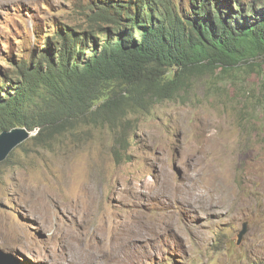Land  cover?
Instances as JSON below:
<instances>
[{
	"label": "rangeland",
	"instance_id": "obj_1",
	"mask_svg": "<svg viewBox=\"0 0 264 264\" xmlns=\"http://www.w3.org/2000/svg\"><path fill=\"white\" fill-rule=\"evenodd\" d=\"M102 4L0 0V82L53 28H84ZM222 68L132 113L125 148L106 125L77 124L49 145L34 129L0 161L2 262L264 264V54ZM118 225L136 232L123 262L85 251L88 230L116 241ZM75 229L81 241L66 242Z\"/></svg>",
	"mask_w": 264,
	"mask_h": 264
},
{
	"label": "trees",
	"instance_id": "obj_2",
	"mask_svg": "<svg viewBox=\"0 0 264 264\" xmlns=\"http://www.w3.org/2000/svg\"><path fill=\"white\" fill-rule=\"evenodd\" d=\"M95 9L84 28H53L5 75L0 132L38 128L33 141L49 145L77 124H101L125 148L132 113L174 99L189 78L264 54V0H103Z\"/></svg>",
	"mask_w": 264,
	"mask_h": 264
},
{
	"label": "bare ground",
	"instance_id": "obj_3",
	"mask_svg": "<svg viewBox=\"0 0 264 264\" xmlns=\"http://www.w3.org/2000/svg\"><path fill=\"white\" fill-rule=\"evenodd\" d=\"M168 175V174H167ZM166 174H165V176H167ZM168 177H170L169 175L167 176V178ZM164 178V177H163ZM190 178V177H189ZM165 179H166V177H165ZM171 179V178H170ZM193 181H194V179H192ZM162 182V181H161ZM165 182V181H164ZM163 182V183H164ZM191 182V181H190ZM166 183H167V181H166ZM170 183V182H169ZM172 183V182H171ZM170 183V184H171ZM185 183V182H184ZM192 183V182H191ZM190 183V184H191ZM165 184V183H164ZM164 184L162 185V186H164ZM193 184V183H192ZM195 184V183H194ZM174 185V184H173ZM177 187H178V185H176ZM168 187H169V185H168ZM188 187V186H187ZM164 188V187H163ZM170 188V187H169ZM184 188V187H183ZM162 189V188H161ZM172 189L174 190V188H171V191H172ZM188 189H190L189 191H190V194L193 196V197H199L200 195L197 193V191L196 190H194V189H192V186L190 185L189 186V188ZM170 190V189H169ZM162 191L164 192H168V194H169V196L167 195L166 196V198H167V200H170L171 198H173V199H176V200H178L177 198H180V192H179V194H178V191H177V188L175 187V191L173 192V193H171V191L169 192L168 190H165V189H162ZM186 191V190H185ZM159 192H160V190H158V194H159ZM162 192V193H163ZM188 193V192H187ZM186 193V194H187ZM184 194V193H183ZM204 192L202 193V196L204 197ZM206 194H207V192H206ZM209 195V194H208ZM160 196V195H159ZM164 196V195H163ZM207 196V195H206ZM210 196V195H209ZM201 197V196H200ZM206 198V197H205ZM214 198V197H213ZM182 199V198H181ZM185 199V198H184ZM184 199H182V200H184ZM187 199H189V197L187 196ZM209 199H210V197H209ZM191 201V200H190ZM189 201V202H190ZM205 201V200H204ZM164 202V201H163ZM183 202H185V201H183ZM42 203V202H41ZM40 203V204H41ZM188 203V202H187ZM191 203V202H190ZM190 203H188V204H190ZM39 205H37V207H38ZM191 206H192V204H191ZM36 207V208H37ZM41 206H39V208H40ZM36 208H35V210H36ZM43 208V207H42ZM41 208V209H42ZM40 209V210H41ZM48 210H50V208L48 209ZM33 211V210H32ZM50 213V212H49ZM139 216V215H138ZM138 219H141V218H138ZM135 223V222H134ZM142 223V222H141ZM141 223H140V225H141ZM148 225V224H147ZM139 226V225H138ZM144 226V225H143ZM142 226V227H143ZM118 227L119 228H121V227H123V225H118ZM132 228H130V230H129V232L128 233H126V234H123V231H124V227H123V230L122 231H119V232H117L116 233V236H115V240L116 241H111V239H108V240H106L105 239V236L103 237V235L100 233V231H98V230H96V229H92L91 228V230H88L87 232H88V235H91L90 236V239H88V241H86V246H85V251L86 252H88V253H90V252H92V251H94V249H99L102 253H105V254H113V255H115L116 257H118V255H119V257H121V260H122V262L125 260V258H126V253H124L123 252V250L121 249V247H123L122 245L126 242H131V241H133L134 240V237H136V232H134L133 230H134V226H131ZM137 228V227H136ZM117 229V228H116ZM119 230V229H118ZM141 230V229H140ZM139 230V231H140ZM138 231V230H137ZM142 231H143V229H142ZM147 231V230H146ZM150 231V230H149ZM140 233H141V231H140ZM143 234H144V231H143ZM147 234V233H146ZM81 236H82V232L81 231H79V230H77V229H75V231H68L67 232V236H66V238H65V240H66V242H70V241H72V242H74V241H77L78 243L81 241ZM110 237V236H109ZM135 241V240H134ZM68 244V243H67ZM140 248V247H139ZM135 251V250H134ZM87 253V254H88ZM100 254V253H99ZM125 254V255H124ZM134 255V254H133ZM114 256V257H115ZM128 258V257H127ZM104 259V258H103ZM106 259V258H105ZM129 259V258H128ZM127 259V260H128ZM126 260V261H127ZM106 261V260H105ZM98 262V261H97ZM107 262V261H106ZM105 262V263H106ZM109 262V261H108ZM110 263V262H109Z\"/></svg>",
	"mask_w": 264,
	"mask_h": 264
},
{
	"label": "water",
	"instance_id": "obj_4",
	"mask_svg": "<svg viewBox=\"0 0 264 264\" xmlns=\"http://www.w3.org/2000/svg\"><path fill=\"white\" fill-rule=\"evenodd\" d=\"M33 131L26 126H15L2 130L0 132V161L4 160L16 146L30 138ZM0 263L6 264L1 259Z\"/></svg>",
	"mask_w": 264,
	"mask_h": 264
}]
</instances>
